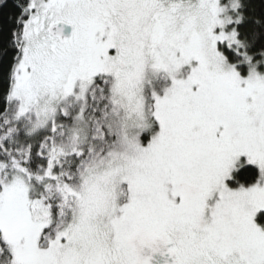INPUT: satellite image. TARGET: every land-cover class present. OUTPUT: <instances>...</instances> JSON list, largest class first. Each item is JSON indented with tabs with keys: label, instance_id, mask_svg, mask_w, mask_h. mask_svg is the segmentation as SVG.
Segmentation results:
<instances>
[{
	"label": "snow or ice",
	"instance_id": "1",
	"mask_svg": "<svg viewBox=\"0 0 264 264\" xmlns=\"http://www.w3.org/2000/svg\"><path fill=\"white\" fill-rule=\"evenodd\" d=\"M0 264H264V0H0Z\"/></svg>",
	"mask_w": 264,
	"mask_h": 264
}]
</instances>
